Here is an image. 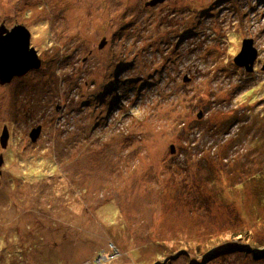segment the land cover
<instances>
[{
	"label": "rangeland",
	"instance_id": "1",
	"mask_svg": "<svg viewBox=\"0 0 264 264\" xmlns=\"http://www.w3.org/2000/svg\"><path fill=\"white\" fill-rule=\"evenodd\" d=\"M154 1L0 0V264H264V0Z\"/></svg>",
	"mask_w": 264,
	"mask_h": 264
},
{
	"label": "water",
	"instance_id": "2",
	"mask_svg": "<svg viewBox=\"0 0 264 264\" xmlns=\"http://www.w3.org/2000/svg\"><path fill=\"white\" fill-rule=\"evenodd\" d=\"M164 0H155L153 3L163 2ZM32 34L30 30L17 25L12 29H7L5 25L0 27V84L6 86L11 84L15 78H21L32 70H38L42 66V60L38 51L31 47ZM105 41L103 42V44ZM103 46V45H101ZM258 50L254 46L252 39L244 40L241 53L236 57L235 63L239 67H245L247 71H254V64L258 58ZM42 133V126H39L31 132L30 136L36 142ZM10 141V132L8 127L4 128L0 138L3 149H7ZM174 152V147L172 146ZM5 158L0 155V176Z\"/></svg>",
	"mask_w": 264,
	"mask_h": 264
},
{
	"label": "flooded vegetation",
	"instance_id": "3",
	"mask_svg": "<svg viewBox=\"0 0 264 264\" xmlns=\"http://www.w3.org/2000/svg\"><path fill=\"white\" fill-rule=\"evenodd\" d=\"M6 27V26H5Z\"/></svg>",
	"mask_w": 264,
	"mask_h": 264
}]
</instances>
